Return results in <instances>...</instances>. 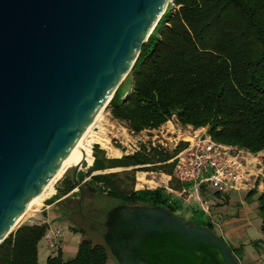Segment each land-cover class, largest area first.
<instances>
[{
    "label": "water",
    "instance_id": "obj_1",
    "mask_svg": "<svg viewBox=\"0 0 264 264\" xmlns=\"http://www.w3.org/2000/svg\"><path fill=\"white\" fill-rule=\"evenodd\" d=\"M169 7L174 0H0V246L112 102ZM104 228L118 264H240L222 237L166 208L118 205Z\"/></svg>",
    "mask_w": 264,
    "mask_h": 264
},
{
    "label": "trees",
    "instance_id": "obj_2",
    "mask_svg": "<svg viewBox=\"0 0 264 264\" xmlns=\"http://www.w3.org/2000/svg\"><path fill=\"white\" fill-rule=\"evenodd\" d=\"M174 4L175 11L169 7L107 110L133 134L158 130L176 117L183 126L207 129L217 143L253 155L264 153V0H174ZM181 149L183 145L169 151L141 144L131 155L110 159L96 145L94 164L86 173L66 176L47 203L79 189V203L84 202L85 191L96 192L120 205L162 207L182 217V205L165 190L125 191L121 174L106 173L114 167L132 169L131 174L159 172L172 177L171 189L182 191L184 185L174 176L176 163L171 162ZM255 196L262 220V239L254 242L259 246L264 242V176L246 201ZM192 212L190 222L215 232L201 208ZM47 229L46 223L19 226L1 244L0 264H40L39 244ZM231 248L237 258L244 253L243 246ZM111 256L104 240L83 238L73 259L65 260L60 250L46 264H108Z\"/></svg>",
    "mask_w": 264,
    "mask_h": 264
},
{
    "label": "rangeland",
    "instance_id": "obj_3",
    "mask_svg": "<svg viewBox=\"0 0 264 264\" xmlns=\"http://www.w3.org/2000/svg\"><path fill=\"white\" fill-rule=\"evenodd\" d=\"M173 11H175V8H173ZM171 120L175 125L174 129L171 125H167L168 122L164 125L170 126V133H168V135L161 134L157 130L144 131L143 133L137 135L130 132L124 123L115 120L111 113L107 109H105L103 110L100 118L94 123L92 130L84 140L82 147L84 149L92 148L93 164V148L96 145H98L102 150L106 152V156L108 158L120 159L126 155L135 153L140 148L141 144L159 145V142L166 141L168 138L174 139L177 136V134H175L174 132L177 133L178 130L184 132L188 129V127H192L190 125H181L176 117H173ZM258 160L263 163L264 153L258 155ZM251 161L256 168L257 161ZM90 167L91 166L89 165V163L87 161H84L83 165L80 168L77 169L76 167H73L66 171L63 177L56 184H54L52 188L54 193L51 192V190L40 203L31 207V209L26 214H24L19 226L23 224L41 225L44 222H48V220H46V207L48 206L47 201L56 195L57 188L58 186H60V183L63 181V179L66 176L76 177L78 173H86ZM257 168H259V166H257ZM126 172H128L129 175H123ZM131 172L132 169H116L107 171L106 173L121 174L122 179L124 180L123 190L125 191L163 189L167 194L173 195V193H169L168 190H166L167 184L169 185V181H167L168 178L165 174L159 172L138 171H135V173L131 174ZM255 173L256 174L253 176L251 184L256 187V184L258 180H260L261 175L259 172H257V169H255ZM88 180L89 179H86V181ZM258 189L259 191H262L263 185H260ZM248 192L249 191L245 190L239 193V196L234 195L231 198L230 202L224 206L223 213H220L217 209L219 207L218 205L216 206L209 204V213L211 215V220L215 224V233L217 234V232H222V221L224 219V214H227L230 211H239L242 208L248 209V211L250 212L249 219L247 220V222L243 223L245 225L246 223H248L247 227L245 226V232H248V236L247 238H245L244 243L245 245H247L249 253H251L253 252V247H251V245L249 244L250 241L260 238L262 220L259 216L257 196L252 198L251 201H246ZM84 197V202H80L78 207L74 211L72 210L68 212L65 209V206L69 202H74L77 205L80 198V192H78L74 198L69 199L71 201H68V203L67 201H65L64 203L58 204L56 206V211H59L57 217L58 222L49 221L51 222V224L56 225L63 233L62 244L64 243L66 245V250L63 252V257L65 260H71L76 256L77 249L75 248L79 240L83 238H89L95 243L102 242L103 234L105 233L104 223L106 220V214L113 208L120 205V202L108 198L105 195H100L96 192H94L93 194H89L87 191H85ZM181 198L183 200L188 199L186 195L181 196ZM203 200L206 201L208 199L203 198ZM224 201L226 202V200ZM242 203L243 205L239 206V204ZM183 206L184 207L180 211V214L187 221H189L191 219V216L193 215L192 210L200 208V205L197 202L194 193H192L190 203L187 202L183 204ZM53 253L54 252L47 245L46 240H42L39 244V263L46 264L48 257ZM262 257L263 261L261 262V264H263L264 262V253H262ZM108 264H118V262L113 256H111Z\"/></svg>",
    "mask_w": 264,
    "mask_h": 264
},
{
    "label": "built area",
    "instance_id": "obj_4",
    "mask_svg": "<svg viewBox=\"0 0 264 264\" xmlns=\"http://www.w3.org/2000/svg\"><path fill=\"white\" fill-rule=\"evenodd\" d=\"M167 125L174 129L172 120ZM169 127L162 126L157 131L168 135ZM174 133L177 134L174 139L166 138L167 140L159 142V145L153 144L169 151L183 145V149L171 162L176 163L174 176L184 185V189L175 191L167 184L166 190L180 197L186 195L191 198L194 193L200 208L210 218L209 203L203 200V192L208 190L229 196L236 192L250 191L255 188L251 184L256 174L255 169L261 177L264 176L263 163L258 160V155L215 142L205 128L188 127L184 132L178 130ZM251 160L257 161L256 168ZM166 177L169 182L172 180L171 176ZM44 223L48 226L45 234L47 245L53 252L62 250V231L49 221Z\"/></svg>",
    "mask_w": 264,
    "mask_h": 264
},
{
    "label": "crops",
    "instance_id": "obj_5",
    "mask_svg": "<svg viewBox=\"0 0 264 264\" xmlns=\"http://www.w3.org/2000/svg\"><path fill=\"white\" fill-rule=\"evenodd\" d=\"M78 192H79V189H76L69 195L55 202L54 204L48 205L46 207V211H47L46 220L51 221V222H55V221L58 222L57 217H58L59 211L58 210L56 211L57 209L56 206L60 203H64L65 201H67L68 203V201H71L69 199L74 198ZM239 193L241 192H236L229 196H224V195L216 196L215 192L207 190V192H203V198L208 199L206 201L211 205H216V206L218 205L219 207L217 209L219 210L220 213H223L224 206L230 202L231 198L234 195L237 196ZM169 195L172 197V200L182 205V209L184 207L183 204L187 202L190 203V199H191L190 197H188L187 200H183L180 196H178L175 193H173V195L171 194ZM81 199L82 198L80 197L79 201H81ZM224 200H226V202ZM78 205H79V202L77 205L74 202H69L68 204H66L65 209L68 212L72 210L74 211L78 207ZM242 205L243 203L239 204V206H242ZM249 216H250V212L246 208L245 209L242 208L239 211H233V212L230 211L229 213L224 214V219L222 221L223 229H222V232H217V235L222 237L233 248H239L240 246L244 247V253L242 254L240 258H238L240 264H261V262L263 261L262 253H264V244H263L264 242L261 243L259 246L254 245V242H257L262 239V232H261V236L259 239L250 241L249 245L253 247V252L249 253L247 245H245L244 243L245 238H247L248 236V232H245V226L247 227L248 223H246V225L243 223L247 222V220L249 219ZM82 240L83 239L79 240V242L77 243V246L75 248L77 249V251H78L79 244ZM65 250H66V245L63 243L62 251L64 252Z\"/></svg>",
    "mask_w": 264,
    "mask_h": 264
},
{
    "label": "bare ground",
    "instance_id": "obj_6",
    "mask_svg": "<svg viewBox=\"0 0 264 264\" xmlns=\"http://www.w3.org/2000/svg\"><path fill=\"white\" fill-rule=\"evenodd\" d=\"M102 112H103V110L98 114L96 121L100 118ZM93 125H92V127H93ZM92 127H90L88 129L87 133L82 137V139L80 140L78 145L75 147L73 153L66 160V163L61 168V170L56 175V177L51 181V183L48 186H46V188L42 191V193L30 203L25 214L31 209V207L40 203L51 190H52L51 192H53L52 188H53L54 184H56L63 177V175L66 173V171H68L69 169H71L73 167L80 166V164L84 161H87L89 163V165L92 166V164H93L92 148L84 149L82 147L83 142L86 139V137L88 136V134L91 132ZM22 218L20 219V222H21ZM20 222H19V224H20ZM19 224H18V226H19Z\"/></svg>",
    "mask_w": 264,
    "mask_h": 264
},
{
    "label": "flooded vegetation",
    "instance_id": "obj_7",
    "mask_svg": "<svg viewBox=\"0 0 264 264\" xmlns=\"http://www.w3.org/2000/svg\"><path fill=\"white\" fill-rule=\"evenodd\" d=\"M116 169H119V168L114 167V168L109 169V171L116 170Z\"/></svg>",
    "mask_w": 264,
    "mask_h": 264
}]
</instances>
